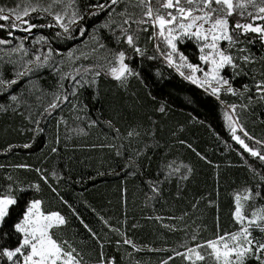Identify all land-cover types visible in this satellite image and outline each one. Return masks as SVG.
<instances>
[{
  "label": "snow or ice",
  "instance_id": "6c2138e0",
  "mask_svg": "<svg viewBox=\"0 0 264 264\" xmlns=\"http://www.w3.org/2000/svg\"><path fill=\"white\" fill-rule=\"evenodd\" d=\"M101 12L106 13L105 19L89 30L85 17L91 18ZM34 20L42 22L36 23ZM0 21L6 22L0 23V29L12 37L0 38V95L7 93L10 101L0 104V112H7L9 108L18 112L21 106H25L29 122L35 125L31 131L43 132L41 120L51 117L57 110L62 111L68 104H71L73 111L77 110L79 90L97 85L101 75L114 79L126 90L131 78H139V72L131 66V60L133 55L140 58L146 56L147 48L140 41L142 34L151 29L147 39L152 42L154 55L147 56V59L159 60L163 67L172 69L183 80L214 97L220 104L231 139L242 150L241 158L247 153L264 165V139L251 135L243 123L244 113L255 104H264V0H95L83 10L78 0H22L15 7H0ZM34 29L50 31L45 35L34 33ZM101 29L117 46L123 44L127 49L109 48ZM18 31L27 35L15 37ZM78 37L83 39L75 47L67 50L53 47L58 42L76 40ZM189 43L197 50L196 62L190 60L182 50V46ZM257 45L261 52L259 56L251 50ZM89 60L91 63H84ZM257 64L260 65L259 69L256 68ZM4 65L10 66L11 79L5 78ZM44 70L56 78V87L52 92L39 88L33 79ZM157 75L163 77L164 73L158 68ZM241 76L248 77L251 83L237 88L234 82ZM20 81H24L21 90L12 91V86ZM25 91L35 96L37 102L43 100L45 95L51 97L35 119L33 106L25 98ZM37 92L40 94L36 95ZM227 95L238 97L242 102L228 103L222 99ZM156 111L167 114L163 103ZM19 114L24 115L23 112ZM76 118L80 119L79 116ZM85 118L89 127L98 123L86 114ZM149 120L150 128L138 123L130 126L123 137L120 129L111 121L106 123L116 139L131 142L149 136L156 141L154 129L157 121L151 117ZM62 121L66 123L63 116L58 124ZM74 131L79 133L84 129ZM56 143H59V137ZM180 143L185 142L181 140ZM30 146L27 143L23 145L24 148ZM12 147L9 145L8 150ZM108 147L116 148V154L120 156L125 145L121 143L118 147ZM51 151L55 153L57 148L53 147ZM144 154L136 151L137 158ZM129 161H132L131 156ZM3 167L0 165V168ZM9 167L32 169L26 163ZM248 168L257 182L254 188L246 186L233 193L232 217L236 227L223 233L218 230L214 238L191 246L185 242L181 244L185 250L175 251V256L183 257L186 264H264V203H258L264 201V169L252 165H248ZM33 170L39 174L41 181L48 184L46 170ZM191 171L190 166L166 161L161 169L163 179L158 177L148 182L152 198L162 194L163 183L173 178L187 180ZM51 176L57 181L60 178L56 171ZM7 179L10 183L0 186V264H91L85 260V253L77 247L74 237L69 239L60 234L68 223L60 211L51 210L42 198L35 196L19 204L20 194L28 189L39 193L40 183H29L25 187L11 175ZM49 187L59 195L56 187ZM59 198L64 204L68 203ZM68 207L71 208V205ZM72 211L75 214V210ZM9 222L10 230H6ZM80 223L99 245V257L94 264H116L115 257L105 256L104 244L107 241H101L82 219ZM104 223L107 224V221ZM108 226L123 238L116 241L118 251L121 243L130 245L135 251L141 250L119 228ZM189 239L197 241L198 236L193 234ZM172 258L169 256L168 260ZM168 260L162 261V264H168Z\"/></svg>",
  "mask_w": 264,
  "mask_h": 264
},
{
  "label": "trees",
  "instance_id": "16d2710c",
  "mask_svg": "<svg viewBox=\"0 0 264 264\" xmlns=\"http://www.w3.org/2000/svg\"><path fill=\"white\" fill-rule=\"evenodd\" d=\"M0 2L12 4L15 0ZM94 2L78 0L82 10ZM105 16L106 13L101 12L91 18L85 17L89 30L100 24ZM49 31L38 29L45 35ZM150 33L151 29L142 34L140 41L147 48L146 56L140 58L133 55L131 60V66L139 72V78H131L126 90L114 79L101 75L97 85L79 90L77 110L66 111L70 107L68 104L62 111L57 110L51 117L41 120L43 132L31 131L35 125L29 122L28 114L21 108L18 112L10 108L7 112H0V165L5 166L0 168V186L10 183L8 175L21 181L25 187L29 183L39 182L40 192L35 193L31 189L22 192L19 204L35 196L42 198L46 207L60 211L68 221L60 234L69 239L74 237L77 247L85 253V260L91 264L98 259L100 248L80 223L81 219L97 233L101 241H107L104 244L105 256L115 257L116 264H162L169 256L173 258L168 260V264H186L183 257L174 255L175 251H184L181 244L185 242L191 246L212 239L218 230L220 233L233 230L236 227L232 217L233 193L246 186L254 188L257 181L253 179L248 165L264 169L257 158L247 153L241 158L242 150L231 139L220 104L214 97L183 80L172 69L163 67L159 60L147 59V56L154 55L152 42L147 39ZM14 35L25 36L20 31ZM101 35L109 48L127 49L123 44L117 46L103 29ZM0 38L12 39L4 29H0ZM78 41L58 42L53 47L67 50L75 47ZM182 50L190 60L196 62L197 50L192 44L182 46ZM251 50L257 56L261 55L258 45L251 47ZM158 68L164 73L163 77L157 75ZM256 68L259 69L260 65L257 64ZM3 74L5 78H12L10 66H3ZM35 78L39 88L46 92L55 90L56 78L47 74L46 70ZM23 83L20 81L18 85ZM245 83L250 84V79L241 76L234 86L240 88ZM25 94L31 104L34 96L27 91ZM7 96L0 95V104L8 103ZM223 99L228 103H238L236 97L233 101ZM161 103L166 106V115L156 111ZM37 108H32L33 119L41 111ZM85 114L91 120H97V125L89 127ZM61 116L66 123L62 121L58 124ZM149 117L157 121L154 131L158 144L149 136L131 142L116 139L106 123L111 121L120 129L123 137L135 124L150 128ZM243 123L251 135L264 139V104H255L244 113ZM76 129L84 131L78 133L74 131ZM181 140L185 143H180ZM26 143L31 146L24 148ZM121 143L125 147L121 149L123 155L120 156L116 154V148L108 147H118ZM9 145L14 147L8 150ZM53 147L57 148V152L51 151ZM136 151L145 154L137 158ZM129 156L132 161H129ZM166 161L190 166L192 171L187 180L173 178L163 183L162 194L152 198L148 182L158 177L163 179L161 169ZM20 163L29 164L32 169L9 167ZM35 168L46 170L48 184L40 180L39 174L33 170ZM53 171L59 175L58 181L51 176ZM49 185L57 188L58 196ZM59 197L68 203L64 204ZM108 225L119 228L141 250L135 251L130 245L121 243L118 251L116 241L123 238L111 231ZM10 227L9 222L6 230H10ZM193 234L198 236L197 241H190Z\"/></svg>",
  "mask_w": 264,
  "mask_h": 264
},
{
  "label": "rangeland",
  "instance_id": "374dc122",
  "mask_svg": "<svg viewBox=\"0 0 264 264\" xmlns=\"http://www.w3.org/2000/svg\"><path fill=\"white\" fill-rule=\"evenodd\" d=\"M0 3H2V4H0V7H15L17 3H22V0H15L14 3L11 2L12 4L7 3V2H0ZM33 32H34V33H35V32H38V29H34ZM39 33H41V32H39ZM23 34H24V35H27V34L24 33V32H23ZM16 37H22V36H16ZM79 39H80V40H79ZM82 39H83V38H80V37L77 38V41L79 40L77 45H79V44L81 43V40H82ZM77 45H76V46H77ZM84 63H85V64L91 63V60H89V61H84ZM7 66H8V65H7ZM46 72H47V74L53 75V74H51L48 70H46ZM35 77H37V76H34L33 79L37 81V79H36ZM10 79H11V78H10ZM23 82H24V81H23ZM19 83H20V82H19ZM16 85H18V84H16ZM16 85H13V86H12V89H13V87H15ZM23 85H24V83L21 84V85L19 84L15 90H18V89L21 90V88H22ZM15 90H12V91H15ZM52 91H54V90H50V92H52ZM39 94H40L39 92L36 93V95H39ZM3 95H8V94L5 93V94H3ZM223 97H225V98H230V101H233V98H235L234 96H231V95L222 96V99H223ZM25 98H28V97H27V94H25ZM6 99H7L8 103H10L8 96L6 97ZM50 99H51L50 96L45 95V96L43 97V100L37 102L36 99H35V96H34V100L32 101L31 104H32L33 107H34V106H37V107H38L37 109L42 110L43 105L46 104V103L48 102V100H50ZM236 99H238V100H236V101L239 103L240 99H239L238 97H236ZM241 102H242V101H240V103H241ZM5 104H7V103H5ZM69 106H70V107L66 108V111H69L70 109L72 110L71 104H70ZM13 107H16V106L13 105ZM20 108H21L22 110H25L26 114H28V112H27V108H26L25 106H21ZM10 109H11V108H10ZM11 110H12V109H11ZM64 111H65V110H64ZM35 112H38V110L35 111ZM78 127H80V126H78Z\"/></svg>",
  "mask_w": 264,
  "mask_h": 264
}]
</instances>
